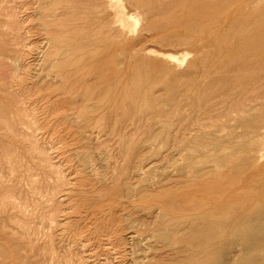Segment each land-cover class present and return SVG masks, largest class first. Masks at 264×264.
<instances>
[{
	"label": "rangeland",
	"instance_id": "obj_1",
	"mask_svg": "<svg viewBox=\"0 0 264 264\" xmlns=\"http://www.w3.org/2000/svg\"><path fill=\"white\" fill-rule=\"evenodd\" d=\"M37 1L0 0V264H264V0Z\"/></svg>",
	"mask_w": 264,
	"mask_h": 264
},
{
	"label": "bare ground",
	"instance_id": "obj_2",
	"mask_svg": "<svg viewBox=\"0 0 264 264\" xmlns=\"http://www.w3.org/2000/svg\"><path fill=\"white\" fill-rule=\"evenodd\" d=\"M79 1H80V0H79ZM84 1H85V2L87 1V2L90 3L89 0H84ZM7 2H8V1H7ZM25 2H26V1H25ZM28 2H29V1H28ZM80 2H83V1L81 0ZM85 2H84V3H85ZM117 2H118V1H117ZM4 3H5V2H4ZM37 3H38V5L41 6V7H43L44 5H47V6H49V5L51 6V5H52V6H53L52 11H53V12L50 13L49 15H52V16L54 15V16H56V18H57V15H55V14H56L58 11H60V12L58 13V14H59V15H58V18H59V16H60L61 18H59V19H62V18H67V17H65V16H68V14H69L70 12H72V10L76 7L77 0H38ZM37 3H36V4H37ZM89 3H88V5L90 6ZM119 3H120V0H119ZM119 3H117V4H119ZM30 4H31V3H30ZM33 4H35V3H33ZM48 4H49V5H48ZM78 4H79V2H78ZM78 4H77V6L80 7L81 5L79 6ZM85 4H86V3H85ZM85 4H84V6H85ZM86 5H87V4H86ZM4 6H5V5H4ZM36 6H37V5H36ZM47 6H46V7H47ZM84 6L82 5V7H84ZM78 7H76V8H78ZM82 7H81V8H82ZM33 8H35V7H33ZM33 8H32V9H33ZM76 8H75V9H76ZM84 8H85V7H84ZM84 8H83V9H84ZM88 8H89V7H88ZM35 9H37V8H35ZM47 9H49V7H47ZM75 9H74V10H75ZM78 9H79V8H78ZM90 9H91V7H90ZM29 10H30V9H29ZM74 10H73V11H74ZM13 11H14V10H13ZM75 11H76V10H75ZM75 11H74V12H75ZM91 11H92V10H91ZM74 12H73V13H74ZM76 12H77V11H76ZM78 12H81V11L78 10ZM78 12H77V13H78ZM83 12H84V11H83ZM83 12H81V13L83 14ZM147 12H148V11H147ZM73 13H72V14H73ZM77 13H76V14H77ZM84 13H85V12H84ZM86 13H87V12H86ZM88 13H91V12H88ZM76 14H75V15H76ZM79 14H80V13H78V15H79ZM99 14H100V13H99ZM3 15H4V14H3ZM9 15H10V14H9ZM46 15H47V14H46ZM89 15H90V14H89ZM89 15L87 14L88 17H89ZM10 17H11V16H10ZM48 17H49V16H48ZM71 17H73V15H72ZM40 18H42V17L40 16ZM49 18H53V17H49ZM15 19H16V18H15ZM53 19H54V18H53ZM59 19H58V20H59ZM115 19H116V18H115ZM200 19H201V18H200ZM51 20H52V19H51ZM51 20H50V22H51ZM64 20H65V19H64ZM73 20H74V19H73ZM81 20H83V19H81ZM85 20H86V19H85ZM116 20H118V19H116ZM196 20H197V19H195V21H196ZM86 21H87V20H86ZM199 21H200V20H199ZM54 22H55V21H54ZM57 22H58V21H57ZM77 22H78V20H77ZM84 22H85V21H84ZM87 22H88V21H87ZM89 22H90V21H89ZM102 22H103V21H102ZM197 22H198V20H197ZM35 23H36V22H35ZM44 23H45V21H44ZM48 23H49V22H47L45 25L47 26ZM64 23H65V22H64ZM67 23H68V21H67ZM79 23H80V21H79ZM79 23H77V24H79ZM41 24H42V23H41ZM53 24H54V23H53ZM62 24H63V23H62ZM68 24H69V23H68ZM77 24H75V25L78 26ZM11 25H12V24H11ZM45 25H43V28H44ZM70 25H71V24H70ZM75 25H73V27H74ZM82 25H83V24H82ZM89 25H90V24H89ZM46 26H45V27H46ZM62 26H63V25H62ZM76 26L74 27V29H75V28L78 29V27H76ZM79 26H80V25H79ZM86 26H87V25H86ZM86 26H85V27H86ZM40 27L42 28V26H40ZM54 27H55V26H54ZM56 27H58V25H57ZM68 27H69V26H68ZM68 27H66V28H68ZM70 27H71V26H70ZM70 27H69V28H70ZM1 28H2V27H1ZM51 28H52V27H51ZM7 29H8V28H7ZM12 29H13V28H12ZM37 29H38V28H37ZM84 29H89V28H87V27L84 28V27L82 26V28H81V32H79V33L82 34V31H83ZM46 30H47V29H46ZM65 30H66V29H65ZM72 30H73V28H72ZM72 30H70V31H72ZM41 31H42V30H41ZM49 31H50V30H49ZM73 31H74V30H73ZM73 31H72V32H73ZM77 31H78V30H77ZM19 32H20V31H19ZM36 32H37V31H36ZM43 32H44V31H43ZM45 32H46V31H45ZM45 32H44V34H45ZM62 32H64V31H62ZM75 32H76V30H75ZM84 32H85V30L83 31V35L86 34V33L84 34ZM88 32L90 33V35H89ZM66 33H68V32L66 31ZM69 33H70V32H69ZM47 34H48V33H47ZM49 34H50V33H49ZM53 34H54V33H53ZM64 34H65V33H63V35H64ZM70 34H71V33H70ZM76 34H77V33H76ZM80 34H78V35L80 36ZM87 34H88L89 36L92 37V34H91L90 30L87 31ZM63 35H62V36H63ZM88 35H87V36H88ZM53 36H54V35H53ZM62 36H61V37H62ZM64 36H66V34H65ZM74 36H76V35H74ZM17 37H18V36H17ZM17 37H16V38H17ZM61 37H60V41H61V39H63V37H62V38H61ZM66 37H69L68 34H67ZM91 37H90V38H91ZM16 38H14V39H16ZM48 38H49V37H48ZM50 38H51V37H50ZM50 38H49V39H50ZM54 38L57 39V38H59V37H54ZM64 38H65V37H64ZM18 39H19V38H18ZM56 39H55L54 41H56ZM71 39H72V38H71ZM71 39L69 38V40H68L69 43H71V42L73 43V42L75 41V38H73V39H74L73 41H70ZM86 39H88V38L86 37ZM63 40H64V39H63ZM63 40H62V41H63ZM77 40H78V38H77ZM84 40H85V38H84ZM84 40H83V41L81 40V42L83 43V42H89V41H90V40H87V41H86V40L84 41ZM15 41H18V40H15ZM46 41H48V39H46ZM57 41H58V40H57ZM65 41H66V39H65ZM52 42H53V41H52ZM68 42H63V43L65 44V43H68ZM77 42H78V41H77ZM53 43H54V42H53ZM53 43H52V44H53ZM63 43H61V44H63ZM72 43H71V44H72ZM79 43H80V41H79ZM47 44H48V43H47ZM56 44H57V43H56ZM56 44L54 43V46H55ZM61 44H60V45H61ZM73 44H75V43H73ZM89 44H90V43H89ZM78 45H81V44H78ZM78 45H77V46H78ZM87 45H88V44H87ZM56 46H58V44H57ZM63 46H66V44L63 45ZM60 47H62V46H60ZM68 47H70V46H68ZM68 47H67V48H68ZM80 47H81V46H80ZM51 48L53 49L54 52H55L54 49H56V48L58 49V47H56V48L51 47ZM67 48H66V49H67ZM75 48H78V47H75ZM75 48H73L74 51L72 50V52H75L76 50L79 51V49H75ZM88 48H89V47H87V48H85V49L87 50ZM47 49H49V47H48ZM60 49H61V48H59L58 51H59ZM66 49H65L66 53H65L64 55H67V52H68V51H69V53L71 54V50H69V49H71V48H68V51H67ZM85 49H84V50H85ZM45 50H46V49H45ZM89 50H90V48H89ZM61 51L65 52L63 49H61ZM80 51H82V49H81ZM84 52H85V51H84ZM87 52H88V51H87ZM89 52H90V51H89ZM18 53H19V52H18ZM41 53H42V52H41ZM51 53H52V52H51ZM51 53L49 52V55H48V56H51ZM59 53H60V51H59ZM61 53H62V52H61ZM20 54H21V53H20ZM44 54H45V53H44ZM46 54H48V53H46ZM56 54H57V51H56ZM62 54H63V53H62ZM62 54H61V55H62ZM70 54H69V56H70ZM73 54H74V53H73ZM73 54H72V56H73ZM61 55H60V56H61ZM64 55H63V56H64ZM85 55H87V53H86ZM53 56H56V55H53ZM53 56H52V57H53ZM57 56L59 57V55H57ZM69 56L67 55V57H69ZM77 56H78V55H77ZM80 56H84V54L79 55V59H80V61L82 62L84 59L82 60V59L80 58ZM90 56H91V55H90ZM90 56H89V57H90ZM42 57H43V56H42ZM52 57H50V59H51ZM70 57H71V56H70ZM73 57H74V56H73ZM6 58H7V57H6ZM19 58H20V56H19ZM19 58H18V59H19ZM47 58H48V57H47ZM47 58H46V59H47ZM56 58H57V57H56ZM75 58L77 59V57H75ZM83 58H85V57H83ZM90 58H91V57H90ZM57 59H60V58H57ZM57 59H56V60H57ZM70 59H71V58H70ZM72 59H73V60H72ZM72 59H71V60L74 61V58H72ZM76 59H75V61H76V63H78V62H77L78 60H76ZM51 60H52V59H51ZM56 60H55V61H56ZM65 60H67V58H65ZM68 60H69V59H68ZM68 60H67V61H68ZM55 61H53V62H55ZM59 61H60V60H59ZM80 61H79V62H80ZM85 61H86V60H85ZM50 62H51V61H50ZM57 62H58V60H57ZM60 62H61V61H60ZM69 62H70V61H69ZM81 62H80V63H81ZM48 63H49V62H48ZM51 64H52V63H51ZM54 64L56 65L57 63L55 62ZM67 64H68V63H66V66H68ZM69 64L71 65L72 63H69ZM74 64H75V63H74ZM89 64H90V63H89ZM52 65H53V64H52ZM55 65H54V66H55ZM72 65H73V64H72ZM77 65H78V64H77ZM82 65H83V68L87 66L85 63H83ZM82 65L80 64V66H82ZM85 65H86V66H85ZM48 66H50V65H48ZM54 66H53V67H54ZM80 66L78 65V66H76V67L80 69ZM53 67H52V68H53ZM61 67L63 68V65H62ZM64 67H65V66H64ZM70 67H71V66H70ZM76 67H75V69H73V73H74V71L77 70ZM58 68H59V67H58ZM83 68L81 67V69H83ZM87 68H88V66H87ZM87 68H86V69H87ZM13 70H14V69H13ZM56 70H58V69H56ZM59 70H60V68H59ZM61 70H62V69H61ZM68 70H69V69H68ZM68 70H67V71H68ZM83 70H84V69H83ZM25 71H26V70H25ZM63 71H64V69H63ZM67 71H66V72H67ZM70 71H71V70H70ZM81 71H82V70H81ZM81 71H80V72H81ZM57 72H59V71H57ZM77 72L79 73V70H78ZM77 72H76V73H77ZM78 73H77V74H78ZM91 73H92V72H91ZM60 74H61V73H60ZM64 74H65V73H64ZM29 75H30V74H29ZM61 75H62V74H61ZM82 75H83V73H82ZM23 76H24V75H23ZM76 77H77V76H76ZM76 77H74V78H76ZM28 78L31 79L30 76H29ZM85 78H86V77H85ZM57 79H59V78H57ZM68 79H69V78H68ZM70 79H71V78H70ZM72 79H73V78H72ZM19 80H20V79H19ZM50 80H51V79H50ZM55 80H56V79H55ZM64 80H65V79H64ZM73 80H74V79H73ZM73 80H70V81L73 82ZM85 80H87V78L84 79V82H86ZM88 80H89V79H88ZM90 80H91V79H90ZM90 80H89V82H90ZM65 81H66V80H65ZM67 81H68V80H67ZM77 81H78V80H77ZM74 82H75V81H74ZM80 82H82V81H80ZM80 82H79V84H82V83H83V82H82V83H80ZM89 82H88V83H89ZM51 83H52V82H51ZM54 83H55V81H54ZM64 84L66 85L67 82H66V83L64 82ZM83 84H84V83H83ZM83 84H82V85H83ZM85 84H87V82H86ZM68 85H69V84H68ZM68 85H67V86H68ZM77 85H78V84H77ZM82 85H81V86H82ZM87 85H90V84H87ZM78 86H79V85H78ZM71 87H72V86H71ZM82 88H83V86H82ZM84 88H85V87H84ZM39 89H40V88H39ZM80 90H81V89H80ZM82 90H84V89H82ZM24 91H25V90H24ZM84 91H85V90H84ZM89 92H90V91H89ZM64 93H65V91H64ZM69 94H70V93H69ZM73 94H74V93H73ZM85 94H86V93H85ZM87 94H88V93H87ZM90 94H91V92H90L88 95L90 96ZM69 96H71V94H70ZM69 96H67V98H69ZM85 96H87V95H85ZM23 97H24V96H23ZM72 98L74 99V97H71V99H72ZM86 98L88 99V97H86ZM91 98H92V96H91ZM89 99H90V98H89ZM67 100H68V99H67ZM76 100H77V99H76ZM65 101H66V100H65ZM84 101H85V100L83 99V100H82V103H83ZM86 101L90 103V101H88V100H86ZM20 102H21V101H20ZM87 102H86V105H87ZM83 104H85V103H83ZM83 104H82L81 110H83V109H82V108L84 107ZM86 105H85V106H86ZM88 105H90V104H88ZM88 105H87V108H88ZM206 106H207V105H206ZM75 108H76V107H75ZM248 108H250V104H247V105L242 109V112H248V111H250V110L246 111ZM32 109H33V108H32ZM24 110H25V109H24ZM61 110H62V109H61ZM89 110H90V109H89ZM89 110H88V111H89ZM201 110H202V109H201ZM85 111H86V110H85ZM20 112H21V111H20ZM58 112H59V111H58ZM60 112H61V111H60ZM205 112H206V111H205ZM55 113H57V112L55 111ZM208 113H209V112H208ZM28 114H29V113H28ZM210 114H211V113H210ZM210 114H209V115H210ZM212 114H214V112H213ZM203 115H205V117H206L208 114L206 115V113H205V114H202L201 116H203ZM211 116H212V115H211ZM211 116H210V117H211ZM202 118H204V116H203ZM197 119H198V118H197ZM197 119H196V121H197ZM207 119H209V118L207 117ZM260 120H261V119H260ZM260 120H259V122H260ZM198 121H199V119H198ZM202 121H204V119H203ZM186 122H187V121L185 120V118L175 119V120H174V124H173L174 127H173V131H172V143H173V144L169 142L170 144L173 145V149H171V148H170V149H171V150H174V152H176V151L179 150V147H180L179 145H180L181 143H183V145H187V144H185L184 142H187V143H188V141L190 140V138H189L188 136H190L191 128H192V126H194L195 123H197V122H195L193 125H190L191 123L187 124ZM199 122H201V120H200ZM262 122H263V120H262ZM201 123H203V122H201ZM204 123H205V121H204ZM197 124H198V123H197ZM195 125H196V124H195ZM198 125H200V126H197V127H200L199 129H201V124H198ZM203 125H204V124H203ZM203 125H202V126H203ZM190 126H191V128H190ZM192 129H193V128H192ZM199 129H198V130H199ZM194 130H197V128L194 129ZM194 130H193V131H194ZM193 131H192V132H193ZM169 132H170V131H169ZM192 132H191V133H192ZM196 132H199V131H196ZM21 134H22V133H21ZM168 135H169V134H168ZM191 135H192V134H191ZM28 137H29V135H28ZM191 137H192V136H191ZM187 139H189V140L187 141ZM191 139H192V138H191ZM26 141H27V140H26ZM190 141H191V140H190ZM255 145H256V146H259L258 143H257V144L255 143ZM260 146H261V145H260ZM72 150H73V149H72ZM255 150H257V148H256ZM255 150H253V151H255ZM171 152H173V151H171ZM245 152H246V151H245ZM256 152H257V151H256ZM256 152H255V153H256ZM41 153H42V152H41ZM176 153H177V152H176ZM249 153H250V152H248L247 154L249 155ZM252 153H253V152H252ZM27 155H28V154H27ZM241 155H243V154H240V156H241ZM243 156H247L246 153H245V155H243ZM253 157H255V156H253ZM243 158H244V157H243ZM243 158L241 157L240 159L242 160ZM246 158H248V157H246ZM248 159H249V158H248ZM246 160H247V159H246ZM246 160H245V161H246ZM247 161H248V160H247ZM243 162H244V159H243ZM248 162H249V161H248ZM28 163H29V162H28ZM240 163H241V162H240ZM244 163H246V162H244ZM245 165H246V164H245ZM50 166H51V165H50ZM50 166H49V167H50ZM49 167H48V168H49ZM202 167H203V166H202ZM205 167H206V166H204V168H205ZM34 168H35V167H34ZM199 169H201V168H199ZM205 169H207V168H205ZM20 170H21V169H20ZM80 170H81V169H80ZM197 170H198V169H197ZM25 171H26V170H25ZM77 171H79V170H77ZM198 171H201V170H198ZM203 171H204V170H203ZM206 171H208V170H206ZM209 171H210V170H209ZM9 172H10V171H9ZM55 174H56V173H55ZM58 174H59V173H58ZM36 175H37V174H36ZM2 177H3V176H2ZM29 177H30V176H29ZM33 177H34V176H33ZM26 180H27V178H26ZM15 182H16V181H15ZM19 182H20V181H19ZM14 184H15V183H14ZM59 185H60V184H59ZM59 188H60V187H59ZM59 188H58V189H59ZM13 191H14V190H13ZM56 191H57V190H56ZM21 192H22V191H21ZM41 192H42V191H41ZM18 195H19V194H18ZM20 195H21V194H20ZM20 195H19V196H20ZM27 196H28V195H27ZM6 199H8V198H6ZM1 201H2V200H1ZM27 201H28V200H27ZM0 206H1V205H0ZM13 206H14V205H13ZM21 206H22V205H21ZM1 207H2V206H1ZM14 209H15V208H14ZM20 209H21V208H20ZM6 213H7V212H6ZM26 216H27V215H26ZM19 217H20V216H19ZM17 218H18V217H17ZM14 220H15V219H14ZM14 220H13V221H14ZM18 224H19V223H18ZM31 226H32V225H31ZM9 228H10V227H9ZM17 233H18V232H17ZM14 234H15V233H14ZM18 235H19V234H18ZM23 238H24V237H22V239H23ZM80 238H81V237H80ZM12 241H13V240H12ZM245 246H246V247L248 248V250L250 251V236H249L248 240L246 241ZM261 255H262V254H260V257H263V256H264V255H263V256H261ZM199 262H200V261H199ZM202 262H203V260H202ZM202 262H200V264H201ZM208 262H209V261H208ZM196 264H198V262H197ZM209 264H210V262H209Z\"/></svg>",
	"mask_w": 264,
	"mask_h": 264
}]
</instances>
